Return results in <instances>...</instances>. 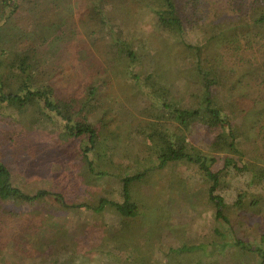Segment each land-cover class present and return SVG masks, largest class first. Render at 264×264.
I'll use <instances>...</instances> for the list:
<instances>
[{
	"label": "trees",
	"instance_id": "16d2710c",
	"mask_svg": "<svg viewBox=\"0 0 264 264\" xmlns=\"http://www.w3.org/2000/svg\"><path fill=\"white\" fill-rule=\"evenodd\" d=\"M37 1L0 0V117L4 115V109L11 108L21 116L35 111V129L62 122L61 139L80 141L84 171L101 177L107 175L106 169H97L94 150L99 146L114 148L120 135L108 128L110 121L106 119L103 90L110 82L111 74L102 63L98 66L93 63V58L99 59L97 52L104 56L105 65L112 66L114 76L131 81L126 84L138 88L143 100L148 98L149 105L141 111L145 124L140 133L150 142L156 163L144 171L121 177L120 201L101 197L90 204L86 201L69 203L62 193L49 188L26 192L14 183L9 166L0 161V197L11 199L15 208H20L12 212L16 217L11 223L15 229L11 235V252L7 247L0 249V264L99 263L105 255L102 246L78 251L75 234L69 233L67 221L54 220L46 210L42 216L38 206L51 200L57 211L90 210L94 214L112 207L123 220L136 218L139 205L134 182L180 162L199 168V174L208 184L215 218L225 227V231L216 229L221 241L201 245L204 256L215 252L226 254L227 249H231L241 252L250 261L258 260V264H264V232L258 245L253 246L236 235L229 215L232 206L233 209L256 212V215L264 212V165L252 156L250 158L244 147V140L251 138L253 123L257 125L264 120V0H228L229 5L223 9L210 7L209 0H81L77 8L65 4L61 11H56L58 19L76 24L77 10L81 26L89 29L90 43H79L75 53L82 61L78 75L82 77L85 72L88 82L82 89L86 95L79 106L76 101L59 96L56 83L39 67L41 48L29 37L36 33L31 29L44 20L38 9L44 4ZM123 4L125 7L136 6L141 14H150L156 29L172 37L164 39L163 49L152 55L150 63L143 43L144 31L133 25L126 14L130 9L124 10ZM213 10L215 19L210 22L215 36L205 45L194 44L186 24L193 26L200 25L202 20L207 22L204 17ZM59 39L55 37L53 41L58 43ZM137 43L144 44L141 51L137 49ZM176 46L175 55L179 49L178 55L183 61L180 67L189 66L199 78L187 88L191 97L197 98L191 107L183 105L184 97L175 94L172 78L160 68L162 58H168ZM118 61L124 65L120 66ZM141 63L144 66L137 70ZM77 81L80 83L82 79ZM248 87H255L254 94L249 93ZM195 131L207 141L204 144L207 152L188 140V134ZM262 141L264 145V137ZM217 155L223 156V165L216 170ZM241 174L248 175L249 185L257 187L258 192L247 203V191H240L231 204L227 198L230 190L238 187ZM23 208L30 214L23 218L26 224L17 217ZM88 234L92 239L98 237V241L103 232L95 225ZM196 249L198 247L194 246L177 252L189 253ZM95 255L98 258L93 259ZM201 262L198 257L193 264H204Z\"/></svg>",
	"mask_w": 264,
	"mask_h": 264
},
{
	"label": "rangeland",
	"instance_id": "374dc122",
	"mask_svg": "<svg viewBox=\"0 0 264 264\" xmlns=\"http://www.w3.org/2000/svg\"><path fill=\"white\" fill-rule=\"evenodd\" d=\"M80 1L38 0L37 2L44 4L42 8H38L44 20L31 29L36 33L29 36L31 41L41 48L39 67L42 68L41 70H46V75L52 78L53 83H56L58 95L76 101L77 105L85 98L86 91L82 92V89L88 85V82L85 81L87 78L85 72L82 77L78 75L79 62L82 61L75 57V53L79 43L89 41V29L81 26L78 21L80 12L78 13L77 10L76 21H74L76 24L58 19L56 11H61L65 4L74 5L77 8ZM209 1L210 7L213 6V8L223 9L229 5L228 0ZM122 6L124 10L130 9L128 13H125L132 20L133 25L144 31L143 43L146 44V50L150 56L147 62L150 63L152 55L163 49V42L168 34L156 29L150 14H141L136 6L125 7V4ZM215 13V10L211 11L209 16L204 17L207 18V22L202 20L200 25L186 24L194 44L205 45L215 36L216 33L212 30L210 22L215 17ZM55 37H60L58 43L53 41ZM168 38L172 39L171 36ZM143 43L140 45L137 43L139 51ZM176 51L177 46L168 58H162L160 68L172 78L171 87L175 89V94L184 97L183 105L191 107L195 105L197 98L191 97L187 88L199 78L192 69L188 68L189 66L180 67L183 61L178 55L179 49L178 56L175 55ZM95 53L100 60L93 58V63L97 66L102 63L111 74L110 82L103 90L108 113L106 119L110 121L108 128L117 131L120 135L114 148L99 146L94 150L93 157L97 169H106L108 174L101 177L84 171L80 141L61 139L59 134L64 127L62 122L58 121V124L49 125L47 128L35 129L33 128L36 123L35 111L30 110L21 116L11 108L4 109L5 113L0 117V161L9 166L14 183L24 191L33 192L39 188L53 189L62 193L69 203L86 201L92 204L101 197L120 201L122 199L121 177L144 171L155 165L152 146L146 139V135L140 133V129L145 124V116L141 111L144 106L149 105L148 98L143 100L138 88H132L126 84L131 81H126L121 76H114L111 72L114 69L109 63L105 65L104 56ZM118 64L124 65L122 61H118ZM143 66L144 63H141L136 69L139 70ZM77 79L82 81L79 83ZM77 86H79L78 89L75 88ZM247 90L250 94H254L255 87H248ZM262 121L257 125L253 123L254 130L251 138L244 140V147L249 151L250 158L252 156L258 163L264 165L262 143L264 120ZM259 132H261L260 135ZM188 140L191 145L201 151H208L204 148L207 141H204L203 136L197 131L192 135L188 134ZM216 157H218V163L214 164V169L217 170L223 165L221 159L223 156ZM198 170L199 168L191 163H173L165 169L155 170L145 178L134 182V193L138 196L139 205L136 218L123 220L112 207H107L101 214H94L90 210L57 211L56 204L51 200L39 205L38 210L41 211L42 216L46 210L48 215H53L54 220L67 221L69 233L75 234L74 243L78 251L93 250L102 246L105 255L97 264L115 262L118 264H193L198 257L204 264H258V260L250 261L241 252L231 249H227L226 254L215 252L204 256L201 245L221 241L222 237L216 233V229L225 231V227L215 218V206L208 197V184ZM240 178L238 187L232 188L229 192L227 200L231 204L240 191H247V203L258 192L257 187L249 185L248 175L241 174ZM15 209L20 208H15L11 199L0 197V249L2 250L5 247L8 251L12 249L11 235L15 229L11 223L16 217V214L12 213ZM27 210L23 208L17 216L20 217L22 224H26L23 218L30 215L26 212ZM35 215L39 220L37 213ZM229 215L236 235L257 246L260 235L264 232V212L256 215V212L233 209L232 206ZM95 225L103 232L102 239L98 241V237L92 239L88 234ZM29 238H31L30 235ZM194 246L198 247L194 252H177L179 249ZM94 258H98V255Z\"/></svg>",
	"mask_w": 264,
	"mask_h": 264
}]
</instances>
